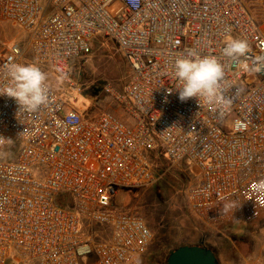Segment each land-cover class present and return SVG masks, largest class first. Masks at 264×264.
I'll return each instance as SVG.
<instances>
[{"label":"built area","instance_id":"2783aa9c","mask_svg":"<svg viewBox=\"0 0 264 264\" xmlns=\"http://www.w3.org/2000/svg\"><path fill=\"white\" fill-rule=\"evenodd\" d=\"M116 2L113 17L107 9ZM0 20L26 37V46L13 43L0 57V86L3 66L24 63L27 52L41 68L58 76L62 69L70 84L71 61L104 36L130 71L121 92H104L136 122L108 112L92 122L76 110L62 117L66 103L52 87L50 103L35 113L0 96V136L12 140L0 146V264H141L153 233L111 203L116 188L161 178L149 157L161 146L171 166L192 176L184 196L201 222L264 206V69L250 72L221 55L226 35L248 41L249 65L264 54V35L242 0H0ZM192 49L225 66L224 94L233 103L222 118L196 98L181 102L167 75ZM61 196L73 205L60 206ZM225 203L233 205L227 213Z\"/></svg>","mask_w":264,"mask_h":264},{"label":"rangeland","instance_id":"374dc122","mask_svg":"<svg viewBox=\"0 0 264 264\" xmlns=\"http://www.w3.org/2000/svg\"><path fill=\"white\" fill-rule=\"evenodd\" d=\"M242 1L264 35V0ZM120 8L116 2L107 11L114 17ZM13 43L26 46L25 35L0 20V57ZM30 62L32 57L27 52L24 63ZM42 69L48 73L52 88L65 100L62 117L76 110L84 121L92 122L108 112L127 126L136 123L124 105L104 92L106 86L121 92L130 74L127 63L107 37L98 36L90 55L71 61L66 70L70 84L57 83L59 76L54 71ZM255 85L244 88L250 90ZM224 131L232 132L231 121L225 124ZM149 157L161 178L147 188H116L111 203L112 210L140 216L153 233L141 264H165L169 254L181 246H205L219 264H264V206L249 203L241 215L203 223L187 208L184 191L193 181L189 171L183 166H171L162 146L150 152Z\"/></svg>","mask_w":264,"mask_h":264},{"label":"clouds","instance_id":"9594fccd","mask_svg":"<svg viewBox=\"0 0 264 264\" xmlns=\"http://www.w3.org/2000/svg\"><path fill=\"white\" fill-rule=\"evenodd\" d=\"M250 51L246 39L226 35L221 55L237 62L236 67L250 72H260L264 69V54L257 55L254 62L246 63ZM7 80L0 86V96H6L15 101L20 111L35 113L50 103L51 84L49 75L37 62L16 63L9 62L3 66ZM57 83H63L65 76L62 69ZM175 82L178 98L186 102L196 98L197 102L210 107L219 117H223L233 103L225 96L223 83L226 79L225 66L216 55L201 56L196 50H188L186 56L175 60L171 70L167 73ZM170 92L172 90H169ZM68 119H72L69 115ZM239 126V122H236ZM11 139L0 136V146L11 144ZM233 208L231 203H225L223 211L227 213Z\"/></svg>","mask_w":264,"mask_h":264},{"label":"water","instance_id":"95a60500","mask_svg":"<svg viewBox=\"0 0 264 264\" xmlns=\"http://www.w3.org/2000/svg\"><path fill=\"white\" fill-rule=\"evenodd\" d=\"M165 264H219L215 254L205 246H181L173 251Z\"/></svg>","mask_w":264,"mask_h":264},{"label":"trees","instance_id":"16d2710c","mask_svg":"<svg viewBox=\"0 0 264 264\" xmlns=\"http://www.w3.org/2000/svg\"><path fill=\"white\" fill-rule=\"evenodd\" d=\"M125 61V60H124ZM126 62V61H125ZM58 204L62 207H71L73 205L72 200L70 198H68L67 196H61L58 199ZM175 251V250H174ZM173 252V251H172ZM171 252V253H172ZM170 253V254H171ZM169 254V255H170Z\"/></svg>","mask_w":264,"mask_h":264},{"label":"crops","instance_id":"0c3cea01","mask_svg":"<svg viewBox=\"0 0 264 264\" xmlns=\"http://www.w3.org/2000/svg\"><path fill=\"white\" fill-rule=\"evenodd\" d=\"M212 251V250H211Z\"/></svg>","mask_w":264,"mask_h":264}]
</instances>
